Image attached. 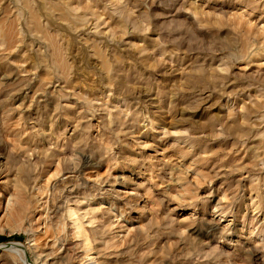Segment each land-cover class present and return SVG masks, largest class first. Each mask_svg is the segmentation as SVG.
<instances>
[{"label": "rangeland", "instance_id": "374dc122", "mask_svg": "<svg viewBox=\"0 0 264 264\" xmlns=\"http://www.w3.org/2000/svg\"><path fill=\"white\" fill-rule=\"evenodd\" d=\"M0 264H264V0H0Z\"/></svg>", "mask_w": 264, "mask_h": 264}, {"label": "bare ground", "instance_id": "6f19581e", "mask_svg": "<svg viewBox=\"0 0 264 264\" xmlns=\"http://www.w3.org/2000/svg\"><path fill=\"white\" fill-rule=\"evenodd\" d=\"M82 230V229H81Z\"/></svg>", "mask_w": 264, "mask_h": 264}]
</instances>
